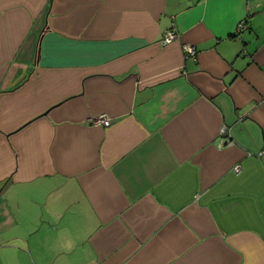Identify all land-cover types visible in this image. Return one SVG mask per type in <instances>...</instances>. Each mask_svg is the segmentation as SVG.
Masks as SVG:
<instances>
[{
	"label": "crops",
	"instance_id": "0c3cea01",
	"mask_svg": "<svg viewBox=\"0 0 264 264\" xmlns=\"http://www.w3.org/2000/svg\"><path fill=\"white\" fill-rule=\"evenodd\" d=\"M0 264H264V0H0Z\"/></svg>",
	"mask_w": 264,
	"mask_h": 264
},
{
	"label": "built area",
	"instance_id": "2783aa9c",
	"mask_svg": "<svg viewBox=\"0 0 264 264\" xmlns=\"http://www.w3.org/2000/svg\"><path fill=\"white\" fill-rule=\"evenodd\" d=\"M241 27V26H240ZM177 36L176 32L174 30H168L167 32L164 33L162 37V43H168L171 40H173ZM183 51L185 56H193L195 55V48L192 44H183ZM93 122L103 124V125H108L110 123V120L108 119L107 116L104 114H100L97 117L93 119ZM220 134L226 135L228 134V128L225 125H222L220 128ZM225 143L228 141V136L224 137ZM233 171L237 173L239 171V164H236L233 166Z\"/></svg>",
	"mask_w": 264,
	"mask_h": 264
}]
</instances>
